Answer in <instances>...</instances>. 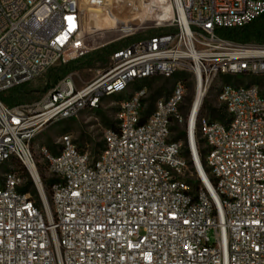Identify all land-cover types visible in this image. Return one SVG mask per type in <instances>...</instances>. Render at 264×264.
I'll return each mask as SVG.
<instances>
[{"label": "built area", "instance_id": "2783aa9c", "mask_svg": "<svg viewBox=\"0 0 264 264\" xmlns=\"http://www.w3.org/2000/svg\"><path fill=\"white\" fill-rule=\"evenodd\" d=\"M114 1L0 0V94L93 51L84 12ZM170 2L171 13L153 11L160 33L114 51L83 86L72 72L33 103L0 97V264H264V88L251 79L264 78V42L219 34L264 14V0ZM121 25L119 39L144 31ZM175 73L185 78L149 114L145 86L119 103L96 153L70 133L52 149L35 143L52 124ZM215 83L224 120L205 114ZM174 125L183 139L170 138Z\"/></svg>", "mask_w": 264, "mask_h": 264}, {"label": "rangeland", "instance_id": "374dc122", "mask_svg": "<svg viewBox=\"0 0 264 264\" xmlns=\"http://www.w3.org/2000/svg\"><path fill=\"white\" fill-rule=\"evenodd\" d=\"M143 1L147 2L148 0ZM139 2L140 0H115L113 2V5L105 10L87 9L84 12L85 24H87L88 27H94L95 21L98 20L100 17H105L108 14H114L122 23H137L141 28H144V31H142L141 33L130 35L127 38L118 39L112 42H123L127 40L131 42L137 40L140 36L143 35H152L155 33H160L163 29L156 27L155 13L150 12L148 7L141 8V4ZM139 16H144V21L141 22V20H137ZM91 30L93 31L94 29L91 28ZM87 32L88 29L86 28V33ZM89 37L90 36H87L88 45L89 47L93 48V51L107 45L106 44L96 46L94 40ZM102 68L103 67H101L99 64H96L94 67L84 68L76 71L77 87H81L85 83L91 81ZM179 78L184 79L185 75L179 73L178 78H164L161 76H157L138 82L129 87L121 94L104 99L98 109H86L81 111L74 118L61 120L52 124L38 136V138L35 140V143L38 145H45L48 148L52 149L54 148L55 142L58 140L59 137L64 134L70 133L73 136L76 144L82 150H87L88 152L94 154L98 151L99 144L102 142L103 130L107 128L106 124H113V114L121 101L128 99L132 95L133 91L145 86L148 94L147 98L145 99V112L147 113V111L153 110L154 103L157 98L168 97L171 94L175 82ZM251 79L255 83H260L261 87L264 88V78L252 77ZM187 80L188 88L186 91L185 103L189 105L195 96L196 89L193 81L191 79ZM243 80V76H239L236 78V81L239 83H245V80ZM51 84L52 78L49 76L48 72L43 76L31 81L28 86V90L30 91L29 97L23 103H33L39 100ZM216 88L217 83H215V85L211 88L208 97L206 98L207 107L205 108V114L208 116L212 109L224 112L223 107H219V104L217 102ZM214 115L215 119L220 120L217 112H215ZM182 129L183 128H181L179 125H174L170 138L172 140L183 139L184 133ZM16 168L19 171H22V168L19 165L16 166ZM4 170L5 168L0 169V176Z\"/></svg>", "mask_w": 264, "mask_h": 264}, {"label": "trees", "instance_id": "16d2710c", "mask_svg": "<svg viewBox=\"0 0 264 264\" xmlns=\"http://www.w3.org/2000/svg\"><path fill=\"white\" fill-rule=\"evenodd\" d=\"M219 34L225 38L239 41V42H250L254 41L256 43L264 42V14L253 20L250 24L246 25L243 28H224L219 30ZM129 40L123 42H112L106 46L99 48L97 50L91 51L83 57L75 58L67 63H62L56 67L51 68L48 73L52 78V84L47 88L49 89L53 86L58 80L63 78L69 73L76 72L84 68L94 67L96 64H99L101 67L106 68L112 53L123 46L129 44ZM102 68V69H103ZM179 73H175L172 78H178ZM230 79L226 78V82H229ZM30 83V82H29ZM29 83H25L14 88H11L2 94H0L1 99L8 106H15L21 104L27 100L29 97L30 91L28 90ZM206 100L204 102V108L207 106ZM224 110V108H223ZM151 111H147L149 114ZM215 112L218 113L220 120H224L225 111L220 112V110L212 109L210 111L209 117L215 119ZM107 127H112L113 124H106ZM201 142V141H200ZM102 146V142L99 144V147ZM50 182L49 180L47 181ZM29 187V183L26 187L20 188L21 192H26Z\"/></svg>", "mask_w": 264, "mask_h": 264}, {"label": "bare ground", "instance_id": "6f19581e", "mask_svg": "<svg viewBox=\"0 0 264 264\" xmlns=\"http://www.w3.org/2000/svg\"><path fill=\"white\" fill-rule=\"evenodd\" d=\"M160 1L162 0H148L147 2L140 0L139 3L141 4V8L148 7L150 12H153L159 6L162 8L163 12H165L166 15L171 13L170 0H167L164 3ZM159 16L160 18H165V16L161 14ZM137 20H141V22L144 21V16H139ZM121 24L122 22H120L114 14H108L107 16L100 17L98 20H96L94 27H88V25L86 24V28L88 29L86 35L90 36L89 38L94 40L96 46L106 45L120 38L122 34ZM134 26L135 25L133 24V27ZM91 28H93L94 30L92 31ZM202 95L203 92L199 91L194 100L195 110H197L202 101Z\"/></svg>", "mask_w": 264, "mask_h": 264}]
</instances>
